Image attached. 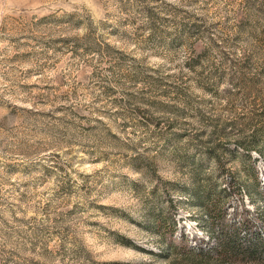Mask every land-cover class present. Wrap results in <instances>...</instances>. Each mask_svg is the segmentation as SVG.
<instances>
[{"label":"rangeland","instance_id":"obj_1","mask_svg":"<svg viewBox=\"0 0 264 264\" xmlns=\"http://www.w3.org/2000/svg\"><path fill=\"white\" fill-rule=\"evenodd\" d=\"M223 223L264 237V0H0V264H256Z\"/></svg>","mask_w":264,"mask_h":264},{"label":"trees","instance_id":"obj_2","mask_svg":"<svg viewBox=\"0 0 264 264\" xmlns=\"http://www.w3.org/2000/svg\"><path fill=\"white\" fill-rule=\"evenodd\" d=\"M218 219H223V215L219 214ZM244 220L241 225L245 224ZM241 225H229L224 223L220 225V228L213 236V244L207 250H199V254L209 252L216 254L223 258H229L238 261H254L256 264H264V237L258 234L253 237V240L240 241L239 233L241 231ZM182 249L186 254H194L195 252L191 248L183 249L181 246L177 248L174 246L173 250ZM181 251V250H180ZM197 252V253H198Z\"/></svg>","mask_w":264,"mask_h":264}]
</instances>
